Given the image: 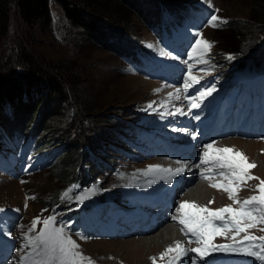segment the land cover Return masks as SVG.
<instances>
[{
    "label": "rangeland",
    "instance_id": "obj_1",
    "mask_svg": "<svg viewBox=\"0 0 264 264\" xmlns=\"http://www.w3.org/2000/svg\"><path fill=\"white\" fill-rule=\"evenodd\" d=\"M162 1L175 4L174 6H179V3L184 1L205 2L216 8V16L218 17V20L211 22L199 32L201 33L202 38L211 44V49L208 50L207 53H204L202 49H198L196 53L192 54L194 61L189 64V68L192 69V75L198 79L208 75V72L204 69L203 63L208 65L210 62L212 63L213 59L216 62L222 61V59L216 57L223 54L218 51L219 45L231 44L236 40L233 34L234 32L227 31L226 29L224 31L223 28H218V26L226 25L225 28H227L234 22H247L249 14L252 13L253 5V0ZM133 3H136V6L138 5V16L135 14L131 15V23L127 26V29H125V32L128 33L125 34L126 39L119 41L116 39V41H111V39L104 34V41L109 40L110 43L105 44L103 47L98 43L100 41H92L80 31L70 28L68 26L69 22L61 17L59 7H56V10H53L52 12L53 22L51 23V31H46L45 28L38 26L30 28L20 19L18 9L14 5L12 7L8 33L0 40V87L2 85L11 84L14 87L13 93H16L17 90L21 91L23 82H20V80H18L20 78H15V76L27 74L28 71L23 68L22 64L18 61L14 62L12 59L13 57L16 58V55H20L18 48L20 46L18 43L23 39L24 42H21L20 44L23 45L29 55H33L36 59H41L42 62L44 61V63L47 64V70L50 69L53 72H59L70 77L71 81H74V83L68 81L67 84L69 86L68 90L71 91V95H73L75 99L80 97V91L85 93L83 99L87 101V106L86 108L84 106L82 107L84 111L83 114L86 115L85 117L93 118L94 122L95 120L102 121L106 119L108 115H117L124 119L126 111H141L147 103H154L155 101L160 108L164 107V103L165 110L173 108L172 106L175 104L176 98H178L177 96L179 95L180 89L173 88L172 86H168L155 80L145 79L141 75L136 74V71L134 69L132 70L130 65L126 63L122 57V55L130 51L132 47H126V50H122L121 53H118L120 52L119 49H122L124 45L132 46L130 42L132 39L137 40L139 44L144 45V47L148 49L160 50L154 32L149 29L145 23L148 20L143 17L142 12L140 11L148 8V12H151L152 8L149 7L150 4L146 5L147 7L145 8L143 0H134ZM181 6L183 7V11H186L187 14H197L195 10H191V8L185 4ZM170 22L171 20L168 21L169 24ZM212 23H215L216 26L213 27ZM28 31L33 33L34 38L31 40H26L24 38L25 33ZM17 44L18 47H16ZM113 44H115L114 49L111 48ZM259 44L261 46L264 44V36L260 39ZM262 52L264 54V51ZM174 57L178 56L174 55ZM228 57L229 55L226 58ZM257 57L258 59L264 58L260 53L257 54ZM174 61L181 64L185 60L174 58ZM199 65L202 67L200 70H197L196 68ZM186 79L188 80V74ZM152 82H158L162 87H165V89L162 92H159L157 86L152 87ZM41 98L43 100L44 96H41L38 100L40 101ZM45 99L40 108H45L48 105L53 109L57 106V101L53 102L50 100V97H47L46 100ZM72 99L76 104L74 98ZM2 101H5L6 103L4 94L0 92V102ZM70 102L71 101H69L68 98L64 103V106L70 104ZM5 103L4 105L6 106L7 104ZM197 103L199 104V110H202L204 113L209 111L204 99L197 101ZM180 108L182 111L181 105ZM180 108L176 106L175 109L180 112ZM234 110H236V108ZM22 112L26 113L25 111H22L21 107H17L15 110V113L20 120L25 119L24 117L26 116H23ZM120 112L123 113L120 114ZM101 125L96 129L97 133H99L98 135L103 134ZM100 137L103 138L102 135ZM225 139H238L237 141L243 142L241 148L232 147V149L241 152L247 158L249 163L256 165L255 168L250 170V174L258 179H252L247 183L241 184V188L237 192L236 199L242 202L244 199L257 195V185L260 180H264V139ZM223 140H213L206 145ZM100 144L105 145L108 143ZM206 145H203V148L201 149L198 147V150L195 152L198 157H203ZM214 150L215 149H213V153ZM123 156L124 154L114 151L111 158L112 162L110 160L113 164V171L109 170L106 172L107 179L105 181V186L112 187V190L115 189L116 186L133 187L138 183H142L145 188L150 187L156 181H160L161 179L153 177L152 179L154 181H152L149 180L148 177L162 172L164 165L168 164L166 163L167 159L165 160L164 158H152L133 162L126 160ZM151 160H159V162L151 163ZM169 163L176 162L169 161ZM150 168L154 170L148 171ZM56 170L57 166L53 169L45 168L34 175L25 177L22 181H16L6 176H0V207L17 208L20 210L22 216L20 225L14 231V235L20 238L18 249H21L20 244H26V236L35 237L39 232L40 227L43 225L42 221L49 213V207L53 204L50 202V198L55 191L57 190L59 194L65 185L70 182L69 181L66 184L62 183V179L59 178ZM199 170L204 169H197L196 167L192 182L183 185L180 190L176 192L177 194H175L176 196L174 198L175 203H177L176 209L170 213H166V217L160 221L167 222L164 223L163 226L160 225V227H156L150 234H136L128 238L118 239L84 236L87 238L82 239L79 235H73L77 232H71L68 228L69 236L78 244L76 251L81 254L82 262L84 264H153V261H155V264H165L164 262L167 260L171 262L174 260L175 256H169L174 252L163 255L169 248L165 243L162 244L159 249L155 250L153 254H150L151 248H154L151 240L159 237L164 232L163 227L168 225H170V227L175 226V228H180V233L182 235L181 238H184L185 243H187L186 254H182V258L184 255L188 256L189 252L187 248H193L194 246H197V243L190 244L188 239L184 236L186 235V230L183 229V226L180 225L177 220L173 219L174 216H179V205L180 203L185 202L186 196L191 195L189 202H194L201 207L207 206L212 210L225 206H232L234 208L239 207V205L233 204L232 199H229L228 193L224 192L222 189L218 190L210 186L213 183H221L227 186V179L220 174L211 176L213 178L210 180L199 179L196 175ZM140 174L144 176L146 175V177L142 178ZM228 174L229 172L225 173L226 176ZM138 176H140L141 179L138 178ZM134 177L138 180L140 179L139 182L134 179ZM164 183H166V181H163L162 184ZM202 185L206 186L209 197L197 200L192 196L193 190ZM2 188L7 189L10 193L4 192ZM13 201H15L14 205H16V207L13 206ZM209 201H213V203L210 204ZM37 218L40 219L41 223L37 224L35 231H32V222ZM261 229H264V225L258 224L255 228L249 229L247 233H240L235 240H233L234 232H228L224 235L213 237L211 242L221 243L240 241L246 234L261 237L264 236V231ZM142 238H144V242H146L144 246L141 245V242L139 241ZM101 239H106V241H100ZM162 255L163 258H161ZM178 260L179 259H177V263Z\"/></svg>",
    "mask_w": 264,
    "mask_h": 264
},
{
    "label": "trees",
    "instance_id": "obj_2",
    "mask_svg": "<svg viewBox=\"0 0 264 264\" xmlns=\"http://www.w3.org/2000/svg\"><path fill=\"white\" fill-rule=\"evenodd\" d=\"M15 1V4H14ZM134 0H0V40L6 36L9 29L12 7L15 5L20 14V19L30 28L43 27L51 31L53 22V10L60 9L61 17L69 22L68 26L73 30L80 31L92 41L98 42L100 46L109 44V40L104 41L103 35L111 41L125 40V29L131 23V15L138 16V5ZM144 7L150 4L149 9L140 10L146 20L159 16L160 5L157 0H143ZM162 1V0H161ZM174 1V0H171ZM185 2V1H184ZM152 3V4H151ZM168 6L174 8L175 4L166 2ZM12 4V5H11ZM181 5H183L181 3ZM59 11V10H58ZM176 11V10H175ZM226 26V25H225ZM218 26L234 32L236 40L234 43L219 45L220 54L216 57L231 56L233 60H228V64L237 63L243 65L247 58L257 57V52L264 56V44L261 46L260 39L264 36V0H253L252 13L248 16L247 22H234L227 28ZM114 36V37H113ZM26 40L33 39V33H25ZM124 38V39H123ZM24 42L23 39L20 43ZM18 44L20 55L13 57L12 61L22 64L28 73L15 76L20 78L22 83L21 91L13 93V85L6 84L0 87V92L4 94L5 101L0 102V126L8 132L18 135H28L38 138L37 144L40 147H49L56 150V155L52 159V169L57 166V174L66 184L76 177V172L82 176L83 163L93 174L99 173L104 163L111 160L114 151L119 152L126 142V137L132 133L131 121H136L140 117L141 111L129 110L125 112V118L117 115H108L106 119L99 121L85 117L82 107L86 108L85 93L80 91V97L75 99L68 89L67 77L59 72L47 70V64L40 59L29 55L22 44ZM259 44V45H257ZM114 45L111 47L114 49ZM259 46V47H258ZM131 45H124L122 50ZM117 49V48H116ZM263 54V55H262ZM224 64V63H223ZM223 65L222 67H226ZM74 83V81H71ZM70 84V83H69ZM44 96L43 100L38 98ZM50 97L53 102L57 101L55 108L48 105L40 108L44 99ZM70 104L64 103L68 100ZM76 101L74 103L73 99ZM45 99V100H46ZM7 104L11 107V116L7 115ZM21 107L23 120H20L15 113L17 107ZM126 110V109H125ZM7 113V114H6ZM123 112H120L122 114ZM119 115V114H118ZM105 124V125H101ZM102 126L103 138L98 135L96 129ZM105 132V133H104ZM100 140V141H99ZM108 143V144H100ZM97 145V146H96ZM89 150H92L96 158L95 163L89 159ZM112 162V160H111ZM79 168V171L76 170ZM100 174V173H99ZM57 190L50 198V202L57 200Z\"/></svg>",
    "mask_w": 264,
    "mask_h": 264
},
{
    "label": "snow or ice",
    "instance_id": "obj_3",
    "mask_svg": "<svg viewBox=\"0 0 264 264\" xmlns=\"http://www.w3.org/2000/svg\"><path fill=\"white\" fill-rule=\"evenodd\" d=\"M218 20L216 15L210 17V23ZM215 27V23H212ZM197 38L192 48V53L189 54V58H192V54L196 53L198 49H202L204 53H207L211 49V44L202 38L201 33H196ZM178 58V57H174ZM228 59H232L231 56ZM206 62V61H204ZM188 80L199 83V79L192 75V69L188 70ZM193 85L186 83L184 85L185 90ZM215 87H209L205 91H200L198 96H195L190 100L191 108H198L199 104L195 101L202 100L207 96H211L215 92ZM151 107V105H149ZM199 119V116L195 117ZM193 139L195 136L193 135ZM206 151L201 158V164H208L209 159L212 158L217 162V167L221 169L229 170V174L221 172L220 175L228 180V185L225 186L221 183H213L210 186L218 190H223L228 193L229 199H232L233 204L239 205V207L225 206L219 209L212 210L207 206L201 207L194 202L185 201L179 205V216H174L173 219L177 220L183 229L186 230L185 234H191L196 237L195 243L202 245V247H196L191 249L192 252L197 253L201 258L209 255L213 249L217 251H232L237 254L246 256H256L260 260H264V236L257 237L254 235L246 234L243 240L237 241L241 247L236 248L232 246H213L211 241L213 237L218 235H224L228 232H234L233 240L240 233H247L249 229L255 228L258 224L264 225V180H260L257 185V195H253L242 202L236 199L237 192L241 188V184L247 183L249 180L258 179L250 174V170L255 168L256 165L249 163L247 158L239 151H234L230 147L216 148L213 155V145L208 144L205 146ZM150 168L148 171H153ZM183 167L177 168L173 175H179L183 172ZM162 171L171 172L170 169H164ZM207 172H211L212 169H206ZM213 177L204 176V179L210 180ZM71 191V190H69ZM89 189L88 192L77 196L75 199L79 203H83L88 198V193L92 192ZM69 196V192H65L62 198ZM213 203V201H209ZM255 206V207H254ZM2 211V210H0ZM217 221L220 222L217 225ZM41 223L40 219H34L32 222V231L36 230L37 224ZM43 227L40 229L39 234L35 237L26 236L27 243L24 247H32V252H29L27 256L21 258V264L24 261L30 259L33 254L42 257L41 260L34 261L33 264H81V254L76 251L78 244L69 236V229L65 224L56 226V217L50 216L42 221ZM264 231V229H261ZM73 235H79L82 239H86L82 234L74 233ZM244 241H260L259 244H249L246 248L243 246ZM191 241V239L189 240ZM259 248L261 251L257 253L252 249ZM175 252L177 259L181 254H186V250L183 246L177 242L175 248H168L163 255L167 253ZM163 255L161 258H163ZM155 264V261H153Z\"/></svg>",
    "mask_w": 264,
    "mask_h": 264
},
{
    "label": "bare ground",
    "instance_id": "obj_4",
    "mask_svg": "<svg viewBox=\"0 0 264 264\" xmlns=\"http://www.w3.org/2000/svg\"><path fill=\"white\" fill-rule=\"evenodd\" d=\"M139 77H141V76H139ZM151 85H152V87L157 86L159 92H162L165 89V87H162L158 82H152ZM179 91H181V89ZM177 97L178 98H176L175 104H178V107L180 108V105H181V101L180 100L182 99L181 95H180V92H179V95ZM180 113L184 114L185 111H183V109L181 111V108H180ZM187 137H190L189 141L188 142L187 141H183L182 142L183 143L182 144L183 147H185L186 145L189 146V142L192 139L190 134H187ZM237 140L238 139H225L223 141H220V142H217V143H213L212 144L213 145V149L223 148V147H230V148H232V147H240L241 148L243 142H239ZM244 143H246V142H244ZM192 144L195 145V152H196L198 150V147H199L198 146L199 141L197 140L196 142H192ZM205 151H206V148H205L204 152ZM195 152H194V154H195ZM204 152H203V154H204ZM214 154L215 153H213V155ZM150 162L151 163H158L159 160H151ZM180 167H183V169H184L183 172L181 174H179V175H173L172 173H174L175 170L177 168H180ZM196 167L197 166H196L195 162H191V159H187L184 163H168V164H166V168L165 169H170L171 172H168V171H164V172H165V175L167 176L168 182L169 181H173L174 183H179V184L181 183L182 184V185L180 184V186L178 187V190H180V188L183 185H187V184L192 182L193 176L195 174V168ZM197 169H199V168H197ZM186 174H187V176H186ZM141 177L144 178V177H146V175L145 176L141 175ZM138 178H140V176H138ZM134 179H136V177H134ZM136 180L139 182L138 179H136ZM143 182H146V181H143ZM2 190L4 192H6V193H10L7 189H3L2 188ZM192 196L194 198H196L197 200H201L202 198L209 197V193H208V190H207L206 186L202 185V186H199V187H197L196 189L193 190ZM189 199H191V195L186 196L185 201H189ZM14 204H15V201H13V206L16 207V205H14ZM165 214H164L163 218L166 217ZM163 218H160V221ZM166 222L167 221L160 222L157 225V227H160V225L163 226V224L166 223ZM163 231L164 232L159 237L151 240V242L153 243V247L154 248H151V251H150L151 253L150 254H153L155 252V250L159 249L161 247V245L164 244V243L167 246H169V248L170 247L174 248L176 246L177 242H179L183 246V248L186 250L187 243H185V239L184 238H181L182 235L180 233V228H175V226L170 227V225H168V226L163 227ZM100 241H106V239H101ZM139 241L141 242V245H143V246L146 244V242H144V238H142ZM187 250H188V248H187ZM173 254L175 256V259H177V254L175 252ZM186 258H187V255H184L183 258H182V254H181L177 264H185Z\"/></svg>",
    "mask_w": 264,
    "mask_h": 264
}]
</instances>
